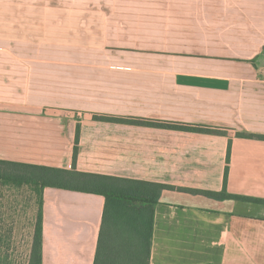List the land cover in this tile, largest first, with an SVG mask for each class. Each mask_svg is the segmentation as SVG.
I'll use <instances>...</instances> for the list:
<instances>
[{"label":"crops","instance_id":"crops-1","mask_svg":"<svg viewBox=\"0 0 264 264\" xmlns=\"http://www.w3.org/2000/svg\"><path fill=\"white\" fill-rule=\"evenodd\" d=\"M7 10L25 20L3 34L0 0V160L264 201V0ZM40 196L42 264H95L105 198ZM149 264H264V203L164 190Z\"/></svg>","mask_w":264,"mask_h":264},{"label":"trees","instance_id":"trees-1","mask_svg":"<svg viewBox=\"0 0 264 264\" xmlns=\"http://www.w3.org/2000/svg\"><path fill=\"white\" fill-rule=\"evenodd\" d=\"M128 124H152L163 128L192 132H218L207 127L180 123H151L131 119H112ZM264 138V136H259ZM79 134L77 135L74 163L77 160ZM0 181L4 184L39 188L51 187L101 195L105 198V211L98 243L95 264H149L154 228L155 207L164 190H177L204 195L216 200L264 201L240 197L224 192H211L175 188L158 183L108 177L0 160ZM42 209L35 225L29 264H42Z\"/></svg>","mask_w":264,"mask_h":264},{"label":"rangeland","instance_id":"rangeland-1","mask_svg":"<svg viewBox=\"0 0 264 264\" xmlns=\"http://www.w3.org/2000/svg\"><path fill=\"white\" fill-rule=\"evenodd\" d=\"M1 3L4 34L14 32L11 20L16 22L14 27H18L15 31L21 29L19 27L25 20L24 12L8 11L10 5L50 4L57 3V0H1ZM2 67H9L8 60L2 61ZM40 198L39 188L0 181V264H29L30 228L39 213Z\"/></svg>","mask_w":264,"mask_h":264}]
</instances>
